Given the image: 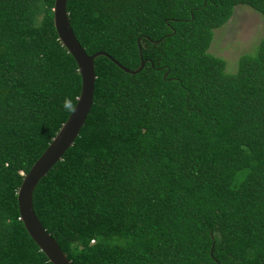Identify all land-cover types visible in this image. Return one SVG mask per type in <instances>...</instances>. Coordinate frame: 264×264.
<instances>
[{"label": "trees", "instance_id": "16d2710c", "mask_svg": "<svg viewBox=\"0 0 264 264\" xmlns=\"http://www.w3.org/2000/svg\"><path fill=\"white\" fill-rule=\"evenodd\" d=\"M236 5L264 24V0H66L84 53L107 55L77 135L31 192L69 264L264 263V33L232 71L207 52ZM51 6L0 0V264H50L15 192L79 90Z\"/></svg>", "mask_w": 264, "mask_h": 264}, {"label": "water", "instance_id": "95a60500", "mask_svg": "<svg viewBox=\"0 0 264 264\" xmlns=\"http://www.w3.org/2000/svg\"><path fill=\"white\" fill-rule=\"evenodd\" d=\"M65 2L66 0H52L51 23L60 45L75 63L79 76L78 94L65 120L59 125L46 147L23 174L15 192L18 220L26 235L50 264H69V261L60 251L55 241L37 221L31 207V192L37 181L60 159L62 153L72 144L91 104L94 81L92 60L97 55L107 56L99 51L88 55L84 53L69 27ZM113 63L123 71L130 73L138 71L142 66V61H140L138 66L131 71L119 66L116 61H113Z\"/></svg>", "mask_w": 264, "mask_h": 264}, {"label": "rangeland", "instance_id": "374dc122", "mask_svg": "<svg viewBox=\"0 0 264 264\" xmlns=\"http://www.w3.org/2000/svg\"><path fill=\"white\" fill-rule=\"evenodd\" d=\"M263 33L264 24L260 15L246 6L236 5L227 21L212 31L207 52L222 58L224 70L232 71L236 57L251 53Z\"/></svg>", "mask_w": 264, "mask_h": 264}, {"label": "clouds", "instance_id": "9594fccd", "mask_svg": "<svg viewBox=\"0 0 264 264\" xmlns=\"http://www.w3.org/2000/svg\"><path fill=\"white\" fill-rule=\"evenodd\" d=\"M68 106H69V105H68V103L66 102V103H65V107H68Z\"/></svg>", "mask_w": 264, "mask_h": 264}]
</instances>
